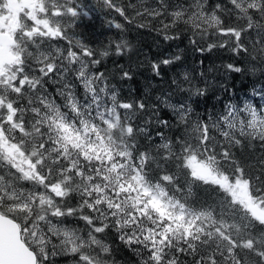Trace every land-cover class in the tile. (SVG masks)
I'll return each instance as SVG.
<instances>
[{
  "label": "trees",
  "instance_id": "obj_1",
  "mask_svg": "<svg viewBox=\"0 0 264 264\" xmlns=\"http://www.w3.org/2000/svg\"><path fill=\"white\" fill-rule=\"evenodd\" d=\"M198 1L216 22L186 20L189 0H173L171 15H136L122 1L123 13L97 21V2L72 26L82 44L45 39L82 53L85 78L71 54L51 69L25 59L39 83L9 93L10 137L50 189L52 217L107 245L94 264H264V215L190 161L240 183L264 211V0ZM80 249L59 258L85 263Z\"/></svg>",
  "mask_w": 264,
  "mask_h": 264
},
{
  "label": "rangeland",
  "instance_id": "obj_2",
  "mask_svg": "<svg viewBox=\"0 0 264 264\" xmlns=\"http://www.w3.org/2000/svg\"><path fill=\"white\" fill-rule=\"evenodd\" d=\"M122 1L133 9L136 15H155L160 11L171 15L176 10L172 8L175 7L173 0H167V3L163 0H23L15 17L16 27L12 31L14 40L8 44V51L13 54L14 59L12 62L4 63L0 72V109L4 110L0 112V164L3 166L0 170V192H3L7 197V199L0 201V203H3L0 210L12 216L14 215L19 220L22 237L34 248L35 252L39 253L40 256L43 254V258H40L41 264H85L77 260H70V258H67V260L59 258L65 256L67 251L72 252L73 248L76 250L86 248L87 254L81 253L80 258H83L84 261L86 258L88 264H94V259L97 260L96 253L105 251L107 245L102 238L92 231L87 230L85 233H81L52 217L51 212L54 210L52 208L47 209L48 206L53 205L50 189L39 185V174L37 171H33L34 166H29L30 159L25 157V150L16 146V143L10 137V128L17 125V123L14 122L13 118L16 107L9 93L17 92L20 85L27 81L39 83L40 76L36 75L34 71L29 74L28 70L29 75H27L26 72L21 70L27 60L39 62L51 69L54 59L58 58L57 56L61 53L65 56V62L68 61L70 54L72 58L75 57L77 62L74 64V69L78 75L85 78L87 67L82 53H74L69 50L67 48L68 44L64 48L58 45L55 40L51 42L45 39L61 35L64 39L69 38L82 44V36L77 35L72 30L76 19L82 15H97V13H94L93 4L99 2L98 7H100V10L99 14L95 15L97 17L95 19L99 21L110 20L115 13H123ZM233 1H237L238 4L247 1L245 4L249 3V5L261 3L257 0ZM189 2L184 6L187 10V15L184 16L186 20L199 17L205 24H212L217 21L215 15L209 13L204 15L201 12V4L198 0L196 2L189 0ZM137 7L140 8L136 10ZM11 9L6 0H0V21L4 18V31H7L10 23H12L7 20H14ZM261 12L263 13L264 10H261ZM261 22L258 21V23ZM64 29L67 30V35L62 34ZM84 50H86L85 46ZM98 51L102 54L106 52L103 49ZM49 58H53V60H47ZM69 64L71 63L69 62ZM63 66H65L64 62L58 64V67ZM39 69H41L40 66ZM63 71H65V67ZM58 74L62 82L64 76L62 72ZM15 81H19V83ZM64 84L61 85V91L68 95L70 86L67 83ZM65 98L68 102L67 96ZM2 138L6 139L4 144ZM190 161L196 174L205 179L219 180L223 186L231 191L235 198L246 202L259 214L264 215V211L258 208L254 201L247 200L248 196L243 191L240 183L230 182L224 174L202 165V162L196 163L194 158H190ZM50 187L53 189L51 184ZM41 217L47 218V226L38 223ZM30 220L31 222H29ZM25 225H27V228H25ZM26 233L28 234L26 235ZM89 251L92 254H89ZM96 264L100 263L96 262Z\"/></svg>",
  "mask_w": 264,
  "mask_h": 264
},
{
  "label": "water",
  "instance_id": "obj_3",
  "mask_svg": "<svg viewBox=\"0 0 264 264\" xmlns=\"http://www.w3.org/2000/svg\"><path fill=\"white\" fill-rule=\"evenodd\" d=\"M16 13L23 0H6ZM14 36L0 31V72L4 63L12 62L14 56L8 51V44ZM35 250L21 235L19 222L7 213L0 211V264H36Z\"/></svg>",
  "mask_w": 264,
  "mask_h": 264
},
{
  "label": "snow or ice",
  "instance_id": "obj_4",
  "mask_svg": "<svg viewBox=\"0 0 264 264\" xmlns=\"http://www.w3.org/2000/svg\"><path fill=\"white\" fill-rule=\"evenodd\" d=\"M165 63H167V61H165ZM228 67H229V68H232L231 65H229ZM233 70L236 71V72H239V71H240L239 68H234ZM164 179L167 180L168 177L165 176ZM216 187H217V188H220V187H221V182H220L219 180H217V182H216ZM225 191H227L226 188H225ZM232 198H233V197H232V195L230 194V195H229V199L231 200ZM4 199H7V197H5V195H4L3 192H0V201H3ZM2 207H3V203H0V208H2ZM261 207H264V201L261 202ZM69 214H71V213L69 212ZM46 219H47L46 217H41V218L38 220V223H40V224H45V226H47V225H46ZM83 219H84L85 221L91 223V221H89L87 217H83ZM29 222H31V220H30ZM257 222H258V223H261L262 225H264V220H257ZM25 228H27V225H25ZM103 230H104L103 228H99V227L95 229V231H97V232H101V231H103ZM27 234H28V233H26V235H27ZM190 247H191V246H190ZM240 247H245V245H240ZM248 247L251 248L252 245L249 244ZM72 252L75 253V252H76V249L73 248V249H72ZM53 254H54V253H53ZM257 254L260 255V256H262V257H264V252H259V253H257ZM233 255H234V253H233ZM40 258H41V259L43 258V254H41V257H40ZM85 264H87L86 258H85ZM201 264H216V262H215L214 259H204V258H202V259H201ZM230 264H239V260H230Z\"/></svg>",
  "mask_w": 264,
  "mask_h": 264
},
{
  "label": "flooded vegetation",
  "instance_id": "obj_5",
  "mask_svg": "<svg viewBox=\"0 0 264 264\" xmlns=\"http://www.w3.org/2000/svg\"><path fill=\"white\" fill-rule=\"evenodd\" d=\"M19 9V8H18ZM18 9H17V11H18ZM12 10V9H11ZM17 11H16V13L12 10V15H13V18H14V20L13 21H11L10 19L9 20H7L9 23L10 22H12V23H10V27L8 28V30L6 31V32H8L10 35H13L12 34V31H13V29L16 27V22H15V17L17 16ZM4 18L2 19V21H0V31H4ZM14 36V35H13ZM2 141H3V144H4V142H6V139H3L2 138ZM3 213H4V211H3Z\"/></svg>",
  "mask_w": 264,
  "mask_h": 264
},
{
  "label": "bare ground",
  "instance_id": "obj_6",
  "mask_svg": "<svg viewBox=\"0 0 264 264\" xmlns=\"http://www.w3.org/2000/svg\"><path fill=\"white\" fill-rule=\"evenodd\" d=\"M18 222H19V220L18 219H16ZM19 225H20V222H19ZM20 230H21V225H20ZM26 241V240H25ZM27 242V241H26ZM28 243V242H27ZM29 245V244H28ZM31 247V246H30ZM36 264H37V262H36Z\"/></svg>",
  "mask_w": 264,
  "mask_h": 264
}]
</instances>
